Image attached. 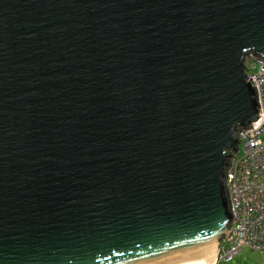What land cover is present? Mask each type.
I'll return each mask as SVG.
<instances>
[{
    "label": "water",
    "instance_id": "water-1",
    "mask_svg": "<svg viewBox=\"0 0 264 264\" xmlns=\"http://www.w3.org/2000/svg\"><path fill=\"white\" fill-rule=\"evenodd\" d=\"M247 54L264 0H0V264L217 255Z\"/></svg>",
    "mask_w": 264,
    "mask_h": 264
},
{
    "label": "built area",
    "instance_id": "built-area-1",
    "mask_svg": "<svg viewBox=\"0 0 264 264\" xmlns=\"http://www.w3.org/2000/svg\"><path fill=\"white\" fill-rule=\"evenodd\" d=\"M244 66L246 81L254 84L251 85L259 114L236 129L237 141L226 151L231 156H227L223 185L232 216L229 233L222 240L227 247L223 252L219 248L216 255L219 260L232 258L243 247L264 257V57L247 54Z\"/></svg>",
    "mask_w": 264,
    "mask_h": 264
},
{
    "label": "rangeland",
    "instance_id": "rangeland-1",
    "mask_svg": "<svg viewBox=\"0 0 264 264\" xmlns=\"http://www.w3.org/2000/svg\"><path fill=\"white\" fill-rule=\"evenodd\" d=\"M242 151L243 148L241 145L240 152L242 153ZM226 247V241H221V246H219V248H221L222 252ZM211 264H264V257L262 256V254H260V252L256 250L243 247L236 256L229 260L224 259L221 261L216 257L215 254V259Z\"/></svg>",
    "mask_w": 264,
    "mask_h": 264
},
{
    "label": "bare ground",
    "instance_id": "bare-ground-1",
    "mask_svg": "<svg viewBox=\"0 0 264 264\" xmlns=\"http://www.w3.org/2000/svg\"><path fill=\"white\" fill-rule=\"evenodd\" d=\"M216 250L215 248L199 253L197 256L187 258L177 262L169 264H211L215 259Z\"/></svg>",
    "mask_w": 264,
    "mask_h": 264
},
{
    "label": "trees",
    "instance_id": "trees-1",
    "mask_svg": "<svg viewBox=\"0 0 264 264\" xmlns=\"http://www.w3.org/2000/svg\"><path fill=\"white\" fill-rule=\"evenodd\" d=\"M239 252H240V251H239ZM239 252H238V253H239ZM238 253H237V254H238ZM237 254H236V255H237ZM236 255H235V256H236ZM233 257H234V256H233ZM233 257H232V258H233ZM232 258H230V259H232ZM222 260H224V259H222ZM222 260H221V261H222ZM228 260H229V259H228ZM219 262H220V261H219Z\"/></svg>",
    "mask_w": 264,
    "mask_h": 264
}]
</instances>
